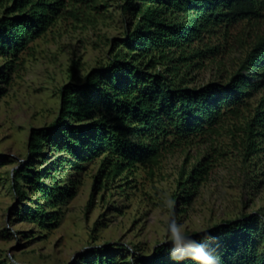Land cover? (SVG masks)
Here are the masks:
<instances>
[{"label":"trees","instance_id":"1","mask_svg":"<svg viewBox=\"0 0 264 264\" xmlns=\"http://www.w3.org/2000/svg\"><path fill=\"white\" fill-rule=\"evenodd\" d=\"M101 1L0 0L5 67L58 18L78 17L81 9H98ZM121 10L124 36L113 41L108 61L85 77H76L74 62L71 82L61 90L59 116L33 129L29 158L13 172L19 205L35 197L24 213L18 205L17 215L41 230L59 223L61 206L73 197L87 164H98L97 189L128 184L142 168L152 172L174 148L212 139L222 130L242 159L248 184L264 177V0H123ZM236 50L235 67L219 70L218 81L192 85L191 73L205 61ZM0 74L8 82L2 69ZM213 156L206 153L190 169L182 168L172 195L177 214L186 211L208 178ZM207 231L221 264H264L263 209ZM167 248L160 244L150 257L119 259L106 245L72 264H175Z\"/></svg>","mask_w":264,"mask_h":264},{"label":"rangeland","instance_id":"2","mask_svg":"<svg viewBox=\"0 0 264 264\" xmlns=\"http://www.w3.org/2000/svg\"><path fill=\"white\" fill-rule=\"evenodd\" d=\"M122 1L102 0L98 9L83 8L78 17L58 18L8 68L9 60L0 57V69L9 76L8 82L0 80V90L4 89L0 93V260L6 258L8 264H72L106 245L119 259L152 256L164 238L162 218L168 212L162 200L178 191L182 168L190 169L206 153L215 159L208 178L184 213L177 214L174 208L186 232L200 233L225 220L264 210V177H258L255 186L248 184L242 159L222 130L212 139L174 148L152 172L142 168L128 184L117 181L113 187L97 189L98 164H87L73 197L61 206L59 223L48 230L17 215L20 199L13 189V172L29 158L32 131L59 116L61 90L71 82L74 62H78L76 77H85L108 61L113 41L124 36ZM238 56L236 50L205 61L191 73L192 85L218 81L223 75L219 70L234 68ZM30 198L35 200L33 194ZM32 201H21L22 213ZM123 241L134 251L127 247L121 251Z\"/></svg>","mask_w":264,"mask_h":264},{"label":"clouds","instance_id":"3","mask_svg":"<svg viewBox=\"0 0 264 264\" xmlns=\"http://www.w3.org/2000/svg\"><path fill=\"white\" fill-rule=\"evenodd\" d=\"M175 203V200L170 196H166L162 200V205L168 215L162 218L165 228L163 230L164 238L160 243L168 246L169 258L175 264H181L183 261H191L193 264H221L219 256L215 254L214 249L208 243L214 239L211 233L200 229L198 231L201 235L197 238L186 232L175 217ZM122 243L130 251H134L129 242L123 241Z\"/></svg>","mask_w":264,"mask_h":264}]
</instances>
